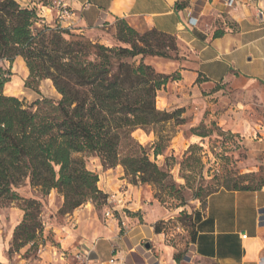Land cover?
<instances>
[{
	"label": "trees",
	"instance_id": "trees-1",
	"mask_svg": "<svg viewBox=\"0 0 264 264\" xmlns=\"http://www.w3.org/2000/svg\"><path fill=\"white\" fill-rule=\"evenodd\" d=\"M185 5L176 4V9ZM116 21L114 39L128 47H105L59 24H47L34 7L0 0V62L21 58L28 70V86L48 80L60 96L26 107L4 95L10 74L0 67V207L22 203L23 216L13 230L16 248L37 249L45 242L38 219L41 205L21 198L19 187L28 185L41 196L56 191L63 199L59 213L67 214L107 198L98 190L97 175L87 169L86 157H96L103 169L120 166L134 186H162L168 178L151 161L163 154L169 142L155 128L180 119L185 108L158 110L156 98L169 82L180 79V73H158L144 59L178 60L176 39L154 29L140 34L125 20ZM219 35L216 32L214 37ZM136 130L154 134L150 149L132 137ZM196 135L204 139L209 132ZM199 151L191 146L184 154V162L191 161L189 168L199 173L197 186L186 185L194 199L206 201L219 191L255 192L264 187L262 180L253 182V173L200 174ZM117 222L124 221L119 216Z\"/></svg>",
	"mask_w": 264,
	"mask_h": 264
},
{
	"label": "crops",
	"instance_id": "crops-1",
	"mask_svg": "<svg viewBox=\"0 0 264 264\" xmlns=\"http://www.w3.org/2000/svg\"><path fill=\"white\" fill-rule=\"evenodd\" d=\"M181 3L185 7L176 9ZM68 5L79 12L74 29L78 32L117 18L135 30L154 29L173 36L178 60L144 59L158 73H180L178 81L169 82L161 91L157 109L191 106L193 111L221 91L214 86L235 87L243 98L238 103L242 108L237 107L242 118L237 130L231 131L241 134L245 142L253 141L252 127L243 118L250 97L264 94V0H70ZM216 32L221 35L214 37ZM210 85L212 92L205 95ZM170 89L178 95H171ZM261 135L263 139L254 142V147L264 160V128ZM108 171L102 170L98 176V190L107 196L124 185L130 203L127 209L142 210L139 194L124 179L122 168ZM22 216L20 209L10 208L3 215L6 228L11 230ZM125 220L123 227L116 219L101 223L91 204L76 209L63 225L49 226L57 245L40 251L37 264H264V187L255 192L219 191L209 196L203 209L193 215L194 237L182 259L152 225ZM87 252L89 261L84 262ZM0 264H8L1 233Z\"/></svg>",
	"mask_w": 264,
	"mask_h": 264
},
{
	"label": "rangeland",
	"instance_id": "rangeland-1",
	"mask_svg": "<svg viewBox=\"0 0 264 264\" xmlns=\"http://www.w3.org/2000/svg\"><path fill=\"white\" fill-rule=\"evenodd\" d=\"M69 1L17 0L22 7H34L38 15L44 18L47 24H59L62 28L71 29L72 34L83 36L108 48L128 47L114 39L116 18H110L107 23L87 32L84 30L82 32L75 31L74 29L78 26L76 22L79 12L69 7ZM62 9L66 11L63 16L60 14ZM145 31L137 30L140 34ZM177 53L178 56L179 49ZM171 56H174V54H171ZM145 59L150 60L151 58L146 57ZM0 67L10 74L9 82L4 86V95L19 99L26 107L43 98L53 101L60 98L48 80L41 81L34 87L27 85L28 70L21 58H16L12 63L1 61ZM210 87L211 85L205 89V95L212 92ZM213 89L221 91L213 95L212 98L200 102L195 108L196 110L192 111L191 106L186 107L185 113L180 119L176 118L155 128V132L160 136L169 139L163 154L155 160L151 157V161L168 175L164 185L134 186L124 177L133 190L135 188L138 192V203L143 206V209L131 211L127 209L130 204L128 202L125 209L117 207L118 211L113 214L117 221L120 216L123 221H126V218L135 219L141 224H150L153 229H159V234L164 236L166 243L176 248L177 256L181 259L183 251L192 240V234L194 233L193 215L198 210H202L205 204V200L194 199L191 192L186 188L187 184L197 186L200 181L199 173L192 172V169L189 168L193 166V163L191 161L184 162V154L191 146L201 148L198 153L202 164L199 170L200 174L206 176L212 175L213 171H219L221 177H226L228 172L235 175L253 173V182L262 180L264 183V160L261 153L256 151L257 148L254 147V142L263 139L261 134L264 128V94L251 96L247 104L248 107L245 108V118L243 119L248 121L252 127L251 139L253 141L248 143L244 141L241 134L231 131L237 130V124L242 118V116L237 115V107L242 108L239 106L241 104H238L243 99L240 90L227 85H216ZM170 91L171 95H178L177 90L170 89ZM161 95L163 94H159V98H156V107L158 108H160L162 102ZM169 112H173V110ZM181 120H183V124H180ZM212 123L214 126H212ZM204 132H209V137L202 139L196 135ZM132 137L147 150L155 141L153 133L147 134L142 130H136ZM85 162L87 169L96 174L97 177L102 176V170H110L103 169L100 161L94 156L86 157ZM115 168H111V170ZM108 174L113 175L114 173L108 171ZM246 182H250V179ZM121 190L128 191V188L122 185L115 193ZM16 191L21 198L34 199L40 203L38 219L43 229L42 238L45 242L39 245L37 249L31 248L30 245L21 248L13 246L14 227L11 230L6 228L3 215L10 208H22V203H4L0 207V233L4 239V257L7 259L8 264H37L40 251L44 250L45 247L57 245L55 235L49 226L53 224L63 225L75 210L71 213L60 214L59 210L63 199L54 190L46 196H41L40 193L32 191L28 185H24ZM89 204L93 206L99 222L105 223L109 219L105 216L107 209L105 202L102 203V200L96 203L87 202L79 208H84ZM122 211L125 212V215L122 214ZM118 225L123 227L121 224Z\"/></svg>",
	"mask_w": 264,
	"mask_h": 264
},
{
	"label": "built area",
	"instance_id": "built-area-1",
	"mask_svg": "<svg viewBox=\"0 0 264 264\" xmlns=\"http://www.w3.org/2000/svg\"><path fill=\"white\" fill-rule=\"evenodd\" d=\"M60 14H61V16H63V14H66V11L64 9H62ZM188 22H189V24H192L193 19L190 18ZM127 197H128V191L127 190H121L118 193H113V194L108 195L106 200H105V204L107 207L106 212H105V216L109 219L114 220L115 217L113 214H114V212L118 211L117 207H120V209H125V205H126V203H128L126 200ZM122 214L125 215V212L122 211ZM121 226H124V222H121ZM241 238L245 239L246 236L242 235ZM83 261L84 262L89 261V252L84 254ZM110 263H114V260H111Z\"/></svg>",
	"mask_w": 264,
	"mask_h": 264
}]
</instances>
